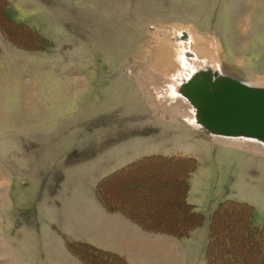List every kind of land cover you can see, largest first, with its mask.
Segmentation results:
<instances>
[{
	"label": "rangeland",
	"instance_id": "rangeland-1",
	"mask_svg": "<svg viewBox=\"0 0 264 264\" xmlns=\"http://www.w3.org/2000/svg\"><path fill=\"white\" fill-rule=\"evenodd\" d=\"M178 36L264 85V0H0V264H86L69 240L129 264H216L227 244L218 228L207 240L223 199L253 205L263 224L264 148L208 135L183 119L188 102L157 98L175 74ZM167 45L169 65L156 66ZM156 154L196 158L183 187L203 217L184 235L148 230L97 198L107 178L110 204L153 198L147 209L159 213L155 201L183 189L167 163L134 165ZM257 247L249 264H264Z\"/></svg>",
	"mask_w": 264,
	"mask_h": 264
},
{
	"label": "trees",
	"instance_id": "trees-1",
	"mask_svg": "<svg viewBox=\"0 0 264 264\" xmlns=\"http://www.w3.org/2000/svg\"><path fill=\"white\" fill-rule=\"evenodd\" d=\"M1 12L3 13L2 9ZM144 159L146 160L144 161ZM185 161L187 162L186 167H184ZM192 161L195 162L196 158L189 156L175 157L174 155L156 154L150 155L148 157H143L142 159H139L134 163V165H137L140 162V164L143 163L144 166L146 164L147 170L149 171H155L161 169L159 167H164V165L157 166V164L167 163L169 165V168L173 170L174 174L175 171L179 172L177 177H173V180L176 181L177 178L178 180H180H177L176 182L182 184L183 191L180 193L174 192L171 199L163 198L159 199L160 201L157 199L155 201L156 203L154 204L159 205V213H157L156 211V213L151 212V214L147 209V206L149 205L148 203L154 202L153 198L141 199L140 202H137L138 204H135L137 205V207H132L126 202V199H122V201L120 199H115V202L118 201V203H120V205L118 204V206L116 207L110 204L109 202L111 201V199H107L106 191L109 192L110 185L108 186V184L111 181H109V179L107 178H103L98 183L96 188L97 198L109 211H119L123 215L131 218L133 221L138 222L139 225L148 228V230L158 232L162 231L163 233H171L173 235H184L176 233L178 231L182 233H184L185 231L190 232L189 227L193 226V219H202L203 217V214L201 212L194 210L191 207V204L187 199L186 191L183 187V175L186 173V169L190 165L192 167L195 166V164H192ZM114 176H117V174L115 173ZM142 209H145L144 215L140 212V210ZM166 211H170V213L172 214V221L167 220V222H165L163 216L164 212ZM248 211H252L250 213L251 215L248 214ZM138 212H140V214ZM231 212H233V215H231ZM174 215L178 216V222L177 219L173 222ZM168 216L169 215H167V217ZM253 216L254 206L245 201L223 199L219 203L218 207L214 210L211 216L209 228L210 233L207 240L208 242H210V240L212 239V234H215L214 229L218 228V231L220 230L221 232L219 233L216 230V236L222 239L227 244V246L225 247V243H223L225 248L220 247L218 248L219 251L216 250V253L220 256L219 260L217 259L216 264H249V261L251 259L254 260V256L260 253V250L257 246L258 244H260V246L262 247V239L264 236V222L260 226L254 225L252 221ZM181 219L182 221H180ZM188 220H190V222H188ZM185 221L187 225H182V223ZM66 245L68 247V250L72 254L77 256L79 260H84L86 264H129L127 259L118 252L103 249L90 242L69 240L66 241ZM250 247L252 249V253H250L249 251ZM208 248L207 255L211 250L210 248ZM262 249L264 250L263 247ZM210 260L214 259L207 258V264Z\"/></svg>",
	"mask_w": 264,
	"mask_h": 264
},
{
	"label": "water",
	"instance_id": "water-1",
	"mask_svg": "<svg viewBox=\"0 0 264 264\" xmlns=\"http://www.w3.org/2000/svg\"><path fill=\"white\" fill-rule=\"evenodd\" d=\"M205 133L264 144V86L211 69L195 71L179 88Z\"/></svg>",
	"mask_w": 264,
	"mask_h": 264
},
{
	"label": "bare ground",
	"instance_id": "bare-ground-1",
	"mask_svg": "<svg viewBox=\"0 0 264 264\" xmlns=\"http://www.w3.org/2000/svg\"><path fill=\"white\" fill-rule=\"evenodd\" d=\"M182 35L184 36V34H182ZM177 40L176 41L179 43L176 46V49L178 50V52H176V55H175L176 56V59H175V64H176L175 70L176 71L174 72L175 74L173 75L171 82L167 86L168 90L166 91L165 95L158 96L157 98L158 99L162 98L161 101L167 100L168 102H177V103L182 104L181 99H178V97H181L182 100L185 101V103L188 101L186 100V98L184 96H182V94L179 91V88H180L181 84H183L186 80H188V78L195 71L201 70V69H211L212 71L219 72L221 74H227V72L222 71L221 66L219 65L220 62L217 61L216 58H214L213 53H212V56H210L211 53L209 54L208 52H204V51L202 52L201 50H199L197 45H193L195 43H193L192 47L190 48L191 43L193 41L192 39L185 41V40L179 39V36H178ZM168 46L169 45L165 46V48L162 49L161 53L157 55L156 63H158V62L161 63V60L163 57H165L164 61L171 60L172 54H170V48ZM194 46H196V48ZM212 60H216L219 64L212 62ZM171 63L172 62H170V64ZM201 63H205V64H203L202 66H197ZM194 66H196V67H194ZM216 67H220V68H216ZM247 83H249V82H247ZM171 84H172V86H171ZM251 85L264 86V85H258V84H251ZM188 104H189V106H191L189 102H188ZM188 104H187V106L183 104L184 109L181 111V114H183V119H185V121H187L189 123V125L196 127V125H198V124L195 120V110L190 107L192 110V112H190V113H192V116H190V114L188 113V110H189ZM211 136H213V135H211ZM214 137L223 138V139L226 138V139H228V141H233V142L249 143V144L255 145L257 147L260 146L261 148H264V144L256 142L255 140H252V139H245V138H240V137H235V138L234 137H223V136H214Z\"/></svg>",
	"mask_w": 264,
	"mask_h": 264
},
{
	"label": "crops",
	"instance_id": "crops-1",
	"mask_svg": "<svg viewBox=\"0 0 264 264\" xmlns=\"http://www.w3.org/2000/svg\"><path fill=\"white\" fill-rule=\"evenodd\" d=\"M216 47H217V49H219V47H218V45H216ZM159 64H160V62H158V63H156V66L158 65L159 66ZM162 65H164V66H167V65H169V63L168 62H163L162 63ZM156 68V67H155ZM160 69L162 70V67H160ZM158 71H159V67H158ZM164 83H166V81H164ZM163 86V87H162ZM160 88L161 89H163L164 87H165V85H162ZM159 92H161V91H159Z\"/></svg>",
	"mask_w": 264,
	"mask_h": 264
},
{
	"label": "flooded vegetation",
	"instance_id": "flooded-vegetation-1",
	"mask_svg": "<svg viewBox=\"0 0 264 264\" xmlns=\"http://www.w3.org/2000/svg\"><path fill=\"white\" fill-rule=\"evenodd\" d=\"M188 78V77H187Z\"/></svg>",
	"mask_w": 264,
	"mask_h": 264
}]
</instances>
